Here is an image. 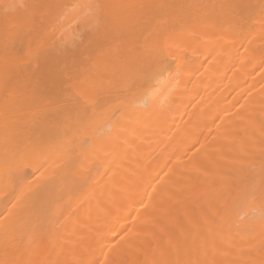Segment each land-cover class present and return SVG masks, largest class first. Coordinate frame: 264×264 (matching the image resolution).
Wrapping results in <instances>:
<instances>
[{
	"label": "bare ground",
	"instance_id": "6f19581e",
	"mask_svg": "<svg viewBox=\"0 0 264 264\" xmlns=\"http://www.w3.org/2000/svg\"><path fill=\"white\" fill-rule=\"evenodd\" d=\"M0 264H264V0H0Z\"/></svg>",
	"mask_w": 264,
	"mask_h": 264
}]
</instances>
